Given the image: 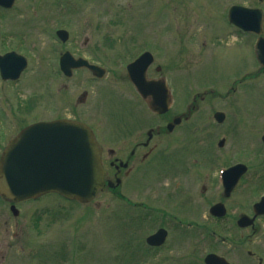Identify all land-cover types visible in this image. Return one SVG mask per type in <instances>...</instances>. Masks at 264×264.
<instances>
[{
    "label": "flooded vegetation",
    "instance_id": "1",
    "mask_svg": "<svg viewBox=\"0 0 264 264\" xmlns=\"http://www.w3.org/2000/svg\"><path fill=\"white\" fill-rule=\"evenodd\" d=\"M259 7L264 13V0ZM233 34L237 41L242 32L235 30ZM211 40L192 55L186 53L187 59L180 53V63L176 60L173 64L176 73L169 80L163 78L161 66L155 67L169 100L163 113L150 110L152 87L146 88L149 96L142 99L128 83L135 98L127 101L130 111L105 122L101 108L88 103L93 82L99 81L84 68L66 78L73 79L80 72L89 74L85 88L69 95L67 103L62 102L63 111L51 102L59 118L81 121L92 128L101 147L104 181H112L115 198L130 207L133 225L151 231L143 246L141 239L137 241L141 246L136 245V250H146L143 260L150 264H264V72L254 64V72L243 67L227 77L231 65L226 69L211 67L216 55L205 49L225 45ZM189 62L188 82L198 88L191 96H184L182 84ZM145 76L152 82L151 65ZM177 76L180 93L175 102L172 83ZM71 86L62 87L68 90ZM253 99L258 103L255 111L247 108ZM16 115L10 112L7 120ZM7 123L5 140L9 136L7 125L15 134L27 125ZM219 171L225 172L223 184ZM161 229L167 233L165 242L146 245V237ZM185 231L193 242L187 255ZM136 261L141 263L138 257Z\"/></svg>",
    "mask_w": 264,
    "mask_h": 264
},
{
    "label": "rangeland",
    "instance_id": "2",
    "mask_svg": "<svg viewBox=\"0 0 264 264\" xmlns=\"http://www.w3.org/2000/svg\"><path fill=\"white\" fill-rule=\"evenodd\" d=\"M256 3L255 0H18L9 12L0 9V54L15 51L27 59V67L16 85H4L0 80V122L4 125L10 121L4 120V111L17 113L11 123L52 119L57 114L51 102L60 106L58 111H63L62 102L67 103L69 95H77L85 88L84 72L66 80L58 70V58L68 50L107 71L102 80L93 82L88 103L95 104V109L101 108V116L110 123L113 117L129 112L127 101L135 100L124 66L132 57L150 51L168 76L173 71L159 64L164 56L167 55L168 64L176 59L178 64L180 53L197 52L202 42L209 40H198L196 32L221 36L231 43L233 36L223 35L234 31L226 22L227 10L232 5L255 7ZM170 28L172 32L168 33ZM57 29L68 31L65 44L56 39ZM140 36L148 38L139 39ZM244 40L246 48L232 60L221 55L223 63L231 65L227 77L243 67L255 70L252 55L247 51L249 39L237 41ZM207 48L212 46L205 48L210 53L219 49L218 45ZM234 51L237 49L233 47L229 52ZM211 62L221 65L219 61ZM69 84L72 86L68 90L62 87ZM177 84L178 76L172 83L175 99L180 93ZM186 84L184 78L185 88ZM184 96H187L185 89ZM257 104L253 99L247 108L255 111ZM7 128L8 132L14 130L10 125ZM54 200L60 211L53 217L47 216L51 211L37 207L44 205L43 201H33L19 205L21 211L16 218L4 211L0 201V264H130V245L135 246L136 235L141 236L144 230L131 234L128 215L121 219L122 211H118L112 195L104 192L93 204L77 207L58 198ZM35 219L40 220L37 224L40 234Z\"/></svg>",
    "mask_w": 264,
    "mask_h": 264
},
{
    "label": "water",
    "instance_id": "3",
    "mask_svg": "<svg viewBox=\"0 0 264 264\" xmlns=\"http://www.w3.org/2000/svg\"><path fill=\"white\" fill-rule=\"evenodd\" d=\"M11 1L0 0V5L9 7ZM228 16L230 22L245 30L260 31L259 10L232 7ZM58 34L66 37L63 32ZM255 53L258 62L264 64V41L257 43ZM80 62L94 73L103 74V70ZM24 66L25 60L14 58L13 53L0 58L3 79H16ZM61 67L65 72L66 57L61 59ZM129 76L137 85L130 70ZM102 186L98 145L91 131L77 122L61 120L30 126L9 143L0 158V193L10 199L55 192L68 200L85 203Z\"/></svg>",
    "mask_w": 264,
    "mask_h": 264
}]
</instances>
